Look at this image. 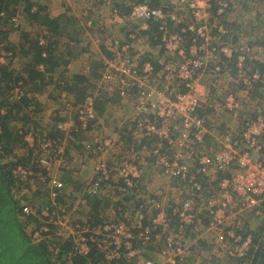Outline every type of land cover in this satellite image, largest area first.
<instances>
[{"label": "built area", "instance_id": "1", "mask_svg": "<svg viewBox=\"0 0 264 264\" xmlns=\"http://www.w3.org/2000/svg\"><path fill=\"white\" fill-rule=\"evenodd\" d=\"M103 1L107 5L110 4V0ZM169 3L166 12L161 8H151L146 4H134L130 13V19L134 21L133 24L142 23L144 29L148 28L149 20L159 21L161 23L159 29L163 31L162 41L167 46L166 48L180 57L179 62L175 61L176 64H164L162 72L165 76L159 74V79L163 78V86L149 85L152 65L149 62L140 65L139 56L131 50L132 40L137 39L134 31L128 35L130 40L115 38L109 44L108 48L112 57L103 61L101 82L106 83L109 87H115L121 96H126L130 91L135 90L133 98L131 97L133 101V136L143 137L147 141L156 140L158 142V144L156 142V147L151 145V142L152 150L147 148L148 154L152 153L153 169L175 180L177 185L191 190L190 195L194 198L185 199L173 208V215L180 223L179 231L181 232L182 227L188 226L206 229V231L214 232L215 241L223 244L225 239L221 243L223 237L216 236L215 230L222 225H225V228L233 226L236 223L238 209L241 212L250 210L259 206V203L263 201L264 144L261 143L260 136L264 134V120L257 116L255 120L245 123L244 126L241 125L240 128L230 130L222 138L217 139L219 147L213 153L205 148L203 138L207 133L206 121L198 113L202 101L194 88V83L205 72L214 77L219 76L221 68L217 65L219 53L222 52L229 57L235 48L226 42H221L218 46L211 44L210 27L214 25L221 34L223 30L218 26L217 21L211 23L209 20L205 6H211L210 0H170ZM217 4L219 15L220 11L225 9L226 3L218 0ZM176 10L189 13V21L184 20L183 14H175ZM109 14V21L112 25L122 22L123 17L115 11H109ZM13 20L18 24L16 17ZM168 24L181 26L180 28L178 26V31H169L166 27ZM186 31L193 34V43L188 51L180 48V44L185 42L182 33ZM237 50L240 52L237 58V68L242 82L248 88L262 82L264 86V70L263 73L258 69L250 70L247 73V67L244 68L247 62L246 58L252 60L254 57L252 47L242 43L237 47ZM18 86L20 85L12 90L11 99L17 100L22 96L24 91ZM28 94L30 95V93ZM58 94L55 98L57 105L66 112L70 119L57 121L53 124V128L58 130L62 137L56 139L45 137L46 132L52 128L51 126L46 127L45 131L42 130L41 135L35 133L33 127H28L24 139L28 147L34 151L33 166L37 170L32 167L17 166L13 171L15 175L20 176L25 184H28L31 190L38 186L43 188L42 207L36 209L25 201L19 203L23 215L39 216V222L52 227L49 229L48 226L42 225L38 231L32 232V238L39 240L47 237L54 238L57 242L68 241L72 244L69 250L71 255H74L71 252L87 255L91 248L96 246L103 256L100 262L102 264H119L121 262L123 264L176 263L175 258L185 255L187 248L181 243L182 241L173 240L179 236L173 230H168L166 247L153 256L146 257L133 247L134 240L144 241L149 238L150 227H142L141 223L144 217L143 213H139L137 218L133 216L126 220L108 219L105 224L96 227L72 223L66 217L65 209L58 203V197L66 193V186L54 175L53 168L56 164L62 166L67 163L66 140L69 137V132L75 128L73 117L80 123L81 129H88L89 126H92L96 118V97L94 94L87 93L80 102L75 103L76 101L66 91H60ZM39 103L48 106L47 98L40 100ZM28 113L32 120H40L39 110H30ZM143 114H151L153 121L144 118ZM163 143L168 145V150L172 153L171 156L161 151ZM88 146L94 158H99L105 151L106 145ZM143 149H146L145 146ZM184 157H189L193 161V165L195 164L197 167L194 173L190 172V164L183 160ZM137 158L131 159L123 155L122 162L113 170L126 187H133L137 183L138 164L140 163ZM135 160L138 164L134 162ZM212 169L214 171H211ZM109 173L105 162L98 159L95 178L90 177L85 182L86 192L91 195L97 194L101 182H106L110 178ZM195 173L204 179L207 178L208 184L212 183V186L203 190V184L197 180ZM218 173L227 174V176L219 179ZM179 181H182L183 184ZM26 188L19 194L21 195ZM121 190H124V187H120ZM205 193L207 195H204ZM145 202L146 205L140 211L148 213L153 207L159 210L154 217L148 213V220L152 219L153 223L161 228H168L167 218L161 216L163 211L161 206L154 204V200L146 199ZM202 210L209 216V223L206 226L202 224L197 215ZM153 228L155 229V227ZM136 229L141 230L135 232ZM28 230L31 231L33 228ZM50 232L53 233L50 234ZM42 234L45 235L41 237ZM232 237L235 239L237 236ZM244 240L241 239L243 245L233 240L235 244L233 249H229V252L241 255L250 244L249 239ZM240 245L242 248L236 251L235 247ZM241 249H244L243 252L240 251ZM55 251L56 249L53 250V252ZM100 263L89 262L87 264ZM62 264L73 263L67 259Z\"/></svg>", "mask_w": 264, "mask_h": 264}, {"label": "crops", "instance_id": "2", "mask_svg": "<svg viewBox=\"0 0 264 264\" xmlns=\"http://www.w3.org/2000/svg\"><path fill=\"white\" fill-rule=\"evenodd\" d=\"M46 1V3L52 7L51 13L48 14L50 17H55L63 13L67 14L73 20L75 19L79 23L81 22L83 26V34L73 40H69L67 37L63 36L58 40V47L56 48V53H54V56L57 57L58 60L55 62L53 70L46 73V77L48 75L47 80L45 79L46 83L44 82V85L39 87V90L35 89V91H32V97L37 100L38 106L41 108L38 109L42 114L41 119L37 122L44 130L46 127H53V124L59 120H70L68 119L69 117L66 115V112L63 111V109H60L57 105L55 98H57L60 91L65 90L72 97L77 98L78 101L75 103L80 102L87 93H91L94 94L97 101L96 118L92 123L93 127L90 126L87 130L89 136L86 137L87 139L85 141H82V145H84V143H89L88 145L90 146L93 144L106 145L105 151L102 152L99 158H94V156L83 146L85 150L84 152L87 153H85V157L82 158V154L80 153V156H77V158L67 159L65 165L60 166L56 164V166H54V175L62 180L66 186V193L59 198L58 203L65 209V215L72 223L89 225L88 220L90 217L96 221L101 220L100 217H103L105 220L102 222L99 221V224L103 225L108 219H113L111 216L114 217L117 214L119 217L118 219H121L122 216L128 217L126 215L128 213L130 215L129 217L136 216L137 218L139 213L143 212L140 211V208H142L140 207L142 204L141 200H137V197H134L133 200L129 201L127 197L131 195L125 194L128 193V190L120 192L122 181L113 171L122 162L123 155H126L131 159L138 157L137 161H140L139 164L136 160L134 162H136L139 167L136 181H139V184L142 187L141 199L146 198L154 200L155 203L160 202L162 203V205H160L162 208L164 204H166L164 199H162V196H165L162 195L163 193H170L173 190L180 191L181 189L187 188L177 185L175 180L168 178L156 169H153L152 156L151 154H148L147 148L144 149V151H136L138 149L135 147L143 141L141 137H134L132 134L134 123H131L133 118V101L131 97L133 98V92L130 91L128 95L121 96L115 87H109L106 83L101 82L100 75L94 76L93 72L100 73L102 71L103 61L110 55L108 47L112 40L115 38L124 40L127 38V35L131 34L133 31L136 33L139 31V33H137V39L132 40L133 47H131V50L141 58V61L149 60L157 68L166 63L176 64L177 62H174V60L179 62L180 57L177 56L175 52L166 48L167 46H165V43L162 41L163 34L160 39L162 42L161 44L160 41L154 42L152 38L148 39L145 34L148 28L144 29L142 23L136 25L133 24L134 21L130 19L131 12L129 14L123 13L124 15L120 13V16L123 17L122 22H117L115 25H112L109 21V8L114 0H110L111 3L109 5L105 4L104 6H99L103 3L97 2V0H89L88 7L91 5L97 6L96 8L90 7L91 9L85 5L86 0H72V2L71 0ZM212 1L214 0H210V4ZM260 2L262 5H260ZM215 4L213 6H215ZM213 6H205L206 8H204L209 16L217 17L219 6L217 4V6L212 8ZM235 6L236 18L238 20V22L236 21V23H238L236 26L241 33L242 39L237 38L236 40H230L228 38L227 40L225 36H221L222 34L216 27H210L211 44L213 46H218L219 43L226 42L232 45L235 50L229 57L222 52L219 53L218 63L223 64V67L220 68L219 76L214 77L210 73L205 72L202 73L194 83V88L202 101L201 113L204 111L202 116L206 121L207 127V133L203 138V144L207 147L208 151L210 150V146L213 145L215 139L222 138L234 128H240V122L243 119L254 118V116H256L255 114H257L255 105L259 103L255 101H260L264 98V86L258 83L257 85L248 88L242 82V78L239 76L237 68V58L240 53L238 52L237 47L243 43L251 46L254 54L252 60H248V58L245 60L247 62L244 68L247 67V73H249L250 70L255 69H258L263 73L264 21L261 20H264V0H237ZM43 7L46 6L43 5ZM77 7H79V9L75 12L74 9ZM71 8H73V12ZM81 8L87 9L89 15L86 14L81 16ZM239 17L241 19H239ZM81 18H84V21H82ZM209 20L212 23L213 20ZM37 27L40 30H38ZM97 28L105 31L99 29V32L97 31ZM184 28H186V25H184ZM41 29H44V27L35 26L32 22H29L27 25L22 24L18 30L9 32L8 41H10L11 33L22 32V30H24L26 34L19 37V41L21 42L19 48L22 54H26L27 52L24 50L30 45V43H28L25 37L40 36L43 32L45 33V30ZM160 32L163 33L161 30ZM182 35L184 36L185 42L180 44V48L188 51L193 43V34L186 31L183 32ZM39 36L37 37L39 39L38 44L40 47H43L46 40L44 37ZM254 41L256 43H254ZM164 48L167 51L164 50ZM26 55L27 58H29V55L31 54L28 53ZM27 61L28 60L23 62L26 63ZM25 63L22 67H24ZM252 66L255 68L253 69ZM37 68L38 70L43 71L44 65L39 63ZM225 74L228 76L226 77ZM78 77L81 78L82 81L79 84L77 83V86H75L76 84L72 85L71 83L73 80ZM61 80L66 81L68 84L65 89L59 88L57 85V82L62 83ZM227 82L228 85L226 84ZM155 84L157 87L163 86V78L161 77V79ZM44 98H47L48 106H43V104L39 103V101ZM217 102L219 104H216ZM212 105L213 107H211ZM259 114L257 116H263L262 114ZM226 115L230 116V118L222 120L223 117H228ZM229 119L232 123L229 122ZM72 120L75 123V128L69 132V137L66 140V150L70 146L75 151L80 152V142L77 141H80L79 136L83 133H87V131L81 130V125L76 121V118H73ZM151 145L156 147V142H152ZM67 151L69 153V150ZM209 152L213 153L212 150ZM168 155L171 156L172 154ZM98 159H102L105 162L108 172H110V178L106 182H102V185L100 184V186L104 185L102 190H99L102 195L101 199L99 198L100 202L98 203L100 207L98 206L97 209L94 210L95 212H92V205L89 203L91 198L85 192V182L90 177L95 178V168ZM183 160L190 164V172L196 171L197 167L195 164L193 165V161L189 157H184ZM211 171L214 170L212 169ZM218 175L219 173L217 176ZM211 180L213 179L211 178ZM118 194L121 196L118 197ZM106 195L111 199H106ZM167 196L168 195H166V197ZM43 197L44 194L41 193V200ZM170 204L171 203H169L168 206ZM166 207L162 208V214H164V209H166ZM121 210H125L124 215L122 216ZM158 211L159 210H156L155 214ZM143 222L145 224L148 223L147 220H144ZM149 223L153 224L152 219L149 220ZM187 228L193 232L194 241L197 240V243H203L205 246L204 250L210 246L206 252H213V245L215 246L214 237L211 238L209 230L206 231V229L200 228L198 230L200 232L196 233V229L193 230L194 228L192 226H188ZM158 230L159 229L155 231L158 232ZM154 236L157 239L156 243L160 246L158 249L159 252L161 247H166V245L160 239V234H155ZM136 242L138 246L140 245L138 241L134 240L132 245L135 250L138 249V247L135 246ZM91 249H93V247Z\"/></svg>", "mask_w": 264, "mask_h": 264}, {"label": "trees", "instance_id": "3", "mask_svg": "<svg viewBox=\"0 0 264 264\" xmlns=\"http://www.w3.org/2000/svg\"><path fill=\"white\" fill-rule=\"evenodd\" d=\"M119 1L124 4L119 3ZM169 1L170 0H114L112 1L111 7L109 9L110 12L115 11L119 15L120 13L124 15L123 13L129 14L131 12L132 6L134 4H146L151 8H161L162 11L166 12L170 4ZM223 1H225L228 6H231L233 0L231 2L229 0ZM97 2L102 3L104 1L97 0ZM215 3L216 0L212 1V6ZM260 5H262L261 2ZM44 8L45 7L37 4L35 0H0V45H4V42L8 41L9 32L18 30L22 26V23H24L25 18H23L21 15H18V12L20 11L24 12L23 15L26 14V16L29 17V22L34 23L35 26L44 27V29L41 30H45V33L43 32L42 35L38 36L44 37V39L46 40L44 46L40 47L38 44V36L25 37L30 45L24 51L27 52L26 54H32V57H30L31 59L25 63L24 67H22V70L18 75L13 76L12 72L8 70L9 68L0 64V264H62L67 259L71 260L73 264H87L89 262L100 263L103 259V256L96 249V246H94L87 255H79L74 252H71L74 254L71 255L69 253V250L72 244L68 241L57 242L56 240H54V238L49 239L47 237L41 238L39 240H34L31 235L32 232L35 230L38 231L42 227V225L46 224L38 221L39 216L23 215L21 213V207L19 205V203L23 201H25L29 205H32L36 209L42 207L43 205V200H41V193L43 192L42 186H38L36 189L31 190L28 187V184H25L20 176L15 175L13 172L17 166L32 167L34 170H37L33 166L34 151L32 148L28 147L27 142L23 138L28 127H33L35 133L37 134L41 132L37 130L38 128H41V126H39V123L32 120L28 113L30 112V110L34 111L38 110L39 108L37 100L33 99L32 97V91H35V89L39 90V87H42L44 85L45 79L47 80L48 75L46 77V73L53 70L55 62L58 60V58L54 56V53H56V48L58 47L57 44L58 40H60V37L63 36L67 37V39L69 40H73L79 35L83 34V26L81 22L79 23L77 20H73L65 13L55 17H50L48 13H46ZM15 17L18 20V24L13 20V18ZM19 17L20 20H23V22H20ZM147 23L148 30L145 34L148 39L152 38L154 42L160 41L163 34L159 30V26L161 25V23L157 20H149ZM178 26L180 27L181 25ZM178 26H171L170 24H168L166 27L169 31H178ZM99 29L100 28H97V31L99 32L100 30L105 31ZM226 29V33L222 35H224L228 40V36L235 35V33L229 30L227 27ZM38 30L40 29L38 28ZM137 33H139V31H137ZM130 39L131 38L127 35L126 40ZM161 43L162 42L160 41V44ZM6 50L8 53H12L9 52L12 51L10 46L9 48H6ZM164 50L166 49L164 48ZM108 57H112L111 53ZM139 60L140 65L144 62H149L152 65V75L148 80L149 85H154L158 81L160 77L159 74H161V76L163 77L165 76V74L162 72V68L164 67V65L156 68V66L149 60L141 61L140 57ZM39 63L44 65L43 71L38 70L37 66ZM217 65L219 67H223L222 63H218ZM254 68L255 67H253V69ZM93 74L94 76L100 75L101 77V72H93ZM61 81L62 83L57 82V85L59 88L65 89L66 85L68 84L66 81ZM81 81L82 79L78 77L77 79L73 80L71 84H76L75 86H77ZM260 84L263 85V82ZM17 85H20L18 87H20L24 91V94L22 93V96L17 100L11 99V92ZM132 92V95L134 96L135 90H132ZM28 93H30V95ZM75 100L76 102L78 101L77 98ZM96 106L97 101L95 102V109ZM201 111L202 108L198 109L199 114L201 113ZM202 114L203 112L201 113V115ZM261 114L264 116L263 112ZM263 116L260 117L264 120ZM143 117L146 119L149 118L150 121H153V116L151 114H143ZM256 118L257 115L254 116V118H245L240 122V125L244 126L245 123L253 121ZM22 129L24 130L22 131ZM46 133L47 135L45 137L51 139H56L61 136L60 132L58 130H55L54 128L49 129ZM39 135H41V133ZM141 139L143 142H140L135 147L138 150H144V146L145 148H148V150H152V146H150V143L157 142L156 140L147 141L143 137ZM260 141L264 144V134L260 136ZM140 144H143L144 146ZM16 146L23 147V154L18 155L16 154V152L14 153L13 148ZM205 148L207 149V147ZM198 150L199 148L197 149V151ZM161 151L165 152L166 154H172L171 152H169L168 145L166 143L162 144ZM195 174L198 178L197 180H200V182L203 184V190H207L208 188H210V186H212V183L208 184L209 182L207 181V178L204 179V177L199 176L197 173ZM226 176L227 174H219L218 178L220 179ZM179 183L183 184L182 181H179ZM102 184L103 183L101 182V185ZM103 187L104 185L100 186L99 190H102ZM120 187H124V190H121L120 192L128 190V193L125 194L131 195L127 197L129 201L133 200L134 197H137V200H141L142 202L140 207L143 208L146 205V198L141 199L142 187L139 184V181L133 187H126L124 184H122ZM24 188H26L25 191L20 195L19 192H21ZM99 190L97 194L94 195L88 194L85 190L87 195L91 198L89 200V203L90 205H92V212H95L94 210H96L99 206L98 203L100 202V199L102 197ZM204 195L207 194L205 193ZM60 197H58V200ZM262 197L263 201L259 203V206L250 209V212L248 210H243L242 212L243 214L248 213V216H250L251 214L254 217L256 216L255 219H257V224H259L260 226L257 228H252L245 222L242 228H235L234 230H232L235 233V236H240L243 240L246 236L250 237V244L248 245V249L245 250L241 255L226 254L225 256H217L216 253L206 252L210 248V246H208L207 249L204 250V244L201 242L197 243V240L194 241V234L187 227H182L180 232V223L178 222L177 217L171 214L169 209L167 211V221L169 223L168 228L164 229L154 223L150 224L148 220V213L149 215H151V217H153L155 215L154 207L151 208V211L148 213L147 211L142 212L144 214V219L142 218L143 220L141 222L142 227H150V231L148 233L149 238L144 241L136 239V241H138L140 245L138 246L136 242L135 246L138 247L137 250L140 251L142 255L146 257L153 256L158 253V249L160 248V246H158V244L156 243L157 239L154 235L160 234V239L165 244V241L167 242L166 235L169 233L168 230H173L175 234L179 235L178 237L173 239L174 241H182L181 243L184 246H187L191 242L196 243L188 249L189 252L192 253V255H190V253L189 256H187L186 253L182 257H176V263L174 264H213V262L214 264H264V193L262 194ZM105 198L111 199L108 197V195H106ZM189 198H194V196H188L187 199ZM124 212L125 210H121V216L124 215ZM259 212L260 215L258 214ZM126 215L128 217L130 216L129 213ZM197 215L203 225L209 223V216L206 212H202ZM111 217L114 220H126L128 218L122 216L123 219H118L119 217L117 216V214L114 217ZM100 218L101 220L96 221L95 219L93 220L90 217V219L88 220V224L90 226L94 224L92 227L98 226L100 225L99 221L102 222L105 220V218L103 217ZM144 220H147L148 223L145 224L143 222ZM46 226H48L49 229H52L50 225ZM153 227H155V229ZM29 228H33V230L29 231ZM157 229H159L158 232L155 231ZM140 230L141 229H136V231ZM52 233L53 232H50V234ZM43 235L45 234H42L40 236L42 237ZM213 236L214 235L212 234L211 238H213ZM225 240L228 242L229 248L233 249V246L235 244L233 242L234 237H229L226 232ZM163 248L164 247H161V249ZM55 249L56 251L53 252V250ZM226 252H229V250ZM208 255L211 257L208 258ZM119 264L123 263L121 262Z\"/></svg>", "mask_w": 264, "mask_h": 264}, {"label": "rangeland", "instance_id": "4", "mask_svg": "<svg viewBox=\"0 0 264 264\" xmlns=\"http://www.w3.org/2000/svg\"><path fill=\"white\" fill-rule=\"evenodd\" d=\"M217 1L218 0H216V4H215V6H217ZM221 1H223V0H221ZM230 2L232 1V0H229ZM239 1V0H238ZM35 2H37V4H39V5H41V6H43V5H45L46 7L44 8L45 9V11H46V13H48V14H50L51 13V5H49V4H47L46 2V0H35ZM71 2H72V0H71ZM223 2H225V1H223ZM236 2H237V0H233L232 1V5L230 6H228L227 5V3H226V6H225V8L226 9H223L222 11H220V14L218 15V11H217V17H214V16H209V19H211V20H213V21H217V24H218V26H220L221 28H222V30H223V33L222 34H225L226 33V28L225 27H227L229 30H231L232 32H234L235 33V35H230V36H228V38L230 39V40H236L237 38H240V39H242V37H241V33L239 32V30L237 29V26H236V24H238V23H236V21L238 22V20H237V18H236V11H235V8H236ZM88 3H89V0H86L85 1V5L88 7L89 5H88ZM103 4L102 5H99V6H104L105 4H107L106 2H102ZM121 4H124V3H122V2H120ZM211 5H212V3H211ZM74 6H77V5H74ZM215 6H213L212 8H214ZM70 7H73V6H70ZM90 7H94V8H96L97 6H95V5H91ZM90 7H88V8H90ZM86 8V7H85ZM85 8H81V10H80V14H81V16H84V15H86V14H88V11H87V9H85ZM72 9V12H73V8H71ZM79 9V7H77V8H75L74 10H75V12H77V10ZM91 9V8H90ZM22 10V9H21ZM90 11V10H89ZM82 12H84V13H82ZM19 14V16L21 15L23 18H25V21H27L28 19H29V17L28 16H26V14L25 15H23L24 14V12H18ZM175 14H177V15H181V14H183L184 16H185V21H189V18H190V15H189V13H187V12H183V11H175ZM89 15V14H88ZM50 16V15H49ZM239 19H241L240 17H239ZM19 20H20V17H19ZM81 20L82 21H84V18H81ZM24 21V23H22L23 25H27L28 24V21L27 22H25ZM20 22H23V20L21 19L20 20ZM211 27H215L214 25H212ZM14 34V35H13ZM23 34H26V32H24V30H22V32H15V33H11L10 35V41H7V42H4V45H0V53H1V55H0V64H2L3 66H6L7 68H9L8 70H10L11 72H12V75L13 76H16V75H18L20 72H21V70H22V65L25 63V62H23V61H26V60H30L31 58L30 57H32V54L31 55H29V58H27V55L26 54H22V52H21V50H20V48H19V44L21 43L20 41H19V37L21 36V35H23ZM221 36H224V35H221ZM254 43H256L255 41H254ZM256 45H258V44H256ZM7 46V47H6ZM9 46H10V48H11V50L12 51H9V52H12V53H8L7 52V50H6V48H9ZM61 50V49H60ZM263 56V55H262ZM27 61V62H28ZM226 75V77L228 76L227 74H225ZM264 76V75H263ZM264 78V77H263ZM229 82V81H228ZM228 82L226 83L227 85H228ZM47 87V86H46ZM224 87H226V86H224ZM76 98H74L73 97V100H75ZM76 101V100H75ZM255 102H259L258 104H256L255 105V110H256V112H257V114H255V115H258L259 113V115H261V113L263 112L264 113V98L262 99V100H258V101H255ZM216 104H219L218 102L216 103ZM211 107H213V105L211 106ZM39 109H41V108H39ZM38 109V110H39ZM258 110V111H257ZM40 111V110H39ZM45 111V110H44ZM260 111V112H259ZM204 112V111H203ZM41 116H42V114L40 113L39 114V119H41ZM72 116H73V113H72ZM226 116H228V115H226ZM74 118V117H73ZM225 118H230V116H228V117H223L222 118V120H224ZM52 122V121H51ZM50 122V123H51ZM229 122L230 123H232V121L229 119ZM55 124V123H54ZM93 127V126H92ZM53 128V127H52ZM89 128H90V126H89ZM88 128V129H89ZM42 128H38L37 130H39V132L40 131H42L41 130ZM88 129H81V130H83V131H87ZM24 129H22V131H23ZM44 130H46V129H44ZM87 136H89V132L87 131V133H83V134H81L79 137H80V141H77V142H80L79 144H80V146H81V150H79L80 152H77V151H75L72 147H70L69 146V148L67 149V150H69V153H68V151H67V159L69 160V158H77V156H80V153L82 154L81 156H82V158L83 157H85V153L86 152H84L85 150H84V148H83V146L85 147V145H86V150H88L89 151V146H88V144H86V143H84V145H82V141H85L87 138ZM24 138V137H23ZM75 145H76V143H75ZM77 147V146H76ZM218 147H219V143H218V141L215 139L214 140V143H213V145L212 146H210V150H212L213 152H215L217 149H218ZM80 148V147H79ZM209 150V151H210ZM13 151H14V153L16 152V154H18V155H21V154H23V152H24V149H23V147H21V146H16V147H14L13 148ZM89 153H90V151H89ZM87 154V153H86ZM179 190H180V188H179ZM191 194V190H189V189H181L180 191H175V190H173L172 192H170V193H163L162 195H165V196H162V199H164V201L166 202V204H164V206L162 207V208H164V207H166V209H164V214H161V216L163 217V218H168V213H167V211H168V209L170 210V212H171V214L173 215V208L175 207V206H178V204H180L181 203V201H183L185 198H187L188 196H191L190 195ZM166 195H168L167 197H166ZM119 196H121L120 194H118V197ZM154 204H155V202H153ZM169 203H171L169 206H168V204ZM156 204H158L159 206L160 205H162V203H160V202H156ZM237 207V206H236ZM235 207V208H236ZM157 209H155V211H156ZM163 210V209H162ZM248 210V209H247ZM238 214H237V217L235 218V221H236V223L232 226H230L229 228H224L225 227V225H222L221 227H218L215 231H216V236H218V235H221L223 238L221 239V243H222V241L225 239V233L227 232V235L229 236V237H232V236H235V233L232 231V230H234L235 228L236 229H239V228H242L243 227V225L245 224V222L247 223V224H249L248 226H251L252 228H257V227H259L260 225L259 224H257L258 222H257V219H255V217L254 216H252V214L250 215V216H248L247 214H243L242 212H241V210L240 209H238ZM249 212H250V210H248ZM148 212H150V211H148ZM159 212V211H158ZM157 212V213H158ZM202 212H204V210H202L200 213H202ZM260 215V214H259ZM232 218V217H231ZM228 221H231L230 219H228ZM206 226V225H205ZM204 226V227H205ZM196 229V233L197 232H200V231H198L200 228H198V227H195L193 230H195ZM210 233V235H214V232H209ZM215 237V236H214ZM214 239V244H215V246L213 245V253H216V255L217 256H219V255H222V256H225L226 254H229L228 252H226V251H228L230 248H229V246H228V242L227 241H223V244L225 245H223V244H220V243H218L217 241H215V238H213ZM241 237L239 236H237L234 240L235 241H237L236 243H241L242 244V242L243 241H241ZM246 239H249L250 240V237H248V236H246L245 237V240ZM243 240V239H242ZM244 240V241H245ZM243 245V244H242ZM242 245H240V246H238V247H235V250L236 251H238L240 248H242ZM228 246V247H227ZM188 249H189V246L187 247ZM246 248V247H245ZM244 248V249H245ZM244 249H241L240 251L241 252H243V250ZM219 251H221V252H219ZM193 252V251H192ZM195 252V251H194ZM185 253H187V256H189V254L191 253V252H189V250L188 251H186ZM202 254H203V252H202ZM230 254H234V253H230ZM150 255H153V254H150ZM190 255H192V253L190 254ZM222 259V258H221ZM206 264H209V263H206ZM213 264H214V262H213Z\"/></svg>", "mask_w": 264, "mask_h": 264}, {"label": "clouds", "instance_id": "5", "mask_svg": "<svg viewBox=\"0 0 264 264\" xmlns=\"http://www.w3.org/2000/svg\"><path fill=\"white\" fill-rule=\"evenodd\" d=\"M196 243L195 242H191V243H189L187 246H184V247H188L189 246V248L191 247V246H193V245H195ZM186 250H188V248L186 249ZM211 256H208V258H210Z\"/></svg>", "mask_w": 264, "mask_h": 264}]
</instances>
